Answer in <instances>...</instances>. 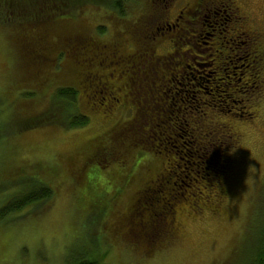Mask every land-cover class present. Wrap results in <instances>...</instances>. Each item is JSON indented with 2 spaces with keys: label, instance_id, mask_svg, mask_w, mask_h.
Masks as SVG:
<instances>
[{
  "label": "rangeland",
  "instance_id": "rangeland-1",
  "mask_svg": "<svg viewBox=\"0 0 264 264\" xmlns=\"http://www.w3.org/2000/svg\"><path fill=\"white\" fill-rule=\"evenodd\" d=\"M235 1L246 17V27L261 33L264 51V0ZM195 2L175 0L167 17L175 19L180 9L188 11ZM98 4V8L86 9L81 15L73 13L67 24L55 21L37 34L45 38L44 42H51V56L46 54L50 48L36 45L37 39H32L36 37L29 33L25 36L30 43L21 41L24 30L30 28L29 15L22 17L17 10L16 23L0 25V206L22 186L9 181L10 175L16 180L25 176V183L41 179L55 190L53 198L38 211L26 212L29 207L13 214V220L0 221V264H66L67 257L84 246L90 252L102 251L100 257L105 264H251L256 240L264 227V96L252 119L217 114L211 117L215 125L233 126L240 137L239 145L229 153L230 174L220 186L224 188L223 201L217 212L211 209L219 201L220 188H216L202 189L196 205L187 201L177 204L179 228L175 236L163 239L151 252L146 253L141 242L125 240L126 226L122 230L118 227L127 223L122 215L132 209L142 187L166 174L173 180L171 170H175L177 159L161 158L156 147L154 151L144 149L143 154L128 149L120 155L128 171L137 158L141 157L138 164L142 161L131 178L121 176L125 171L116 174L114 169L103 167L100 160L89 162L84 169L86 183L76 171L82 163L72 159L81 149L91 151L93 147L103 155H113L117 138L104 134L133 117L140 104L138 99L144 100L142 120L148 128L158 92L168 87L170 96L175 87L170 79L183 68L179 52L173 60L153 66L154 72L149 75L144 71L147 63L141 66L142 61L148 62L149 51L134 41L128 25L142 21L146 0H130L124 17H112L104 1ZM47 17L45 14L34 19L39 22ZM100 27L101 32L97 30ZM145 27L143 33L152 35L148 23ZM83 28L95 35L103 50L97 47L82 54L79 45L65 46V39L72 40L70 36ZM168 31L155 38V56L175 50L179 32ZM63 35L64 42L60 39ZM59 54L62 60H56ZM45 55L50 60L38 65V57ZM82 58L87 65L82 64ZM62 86L79 90L77 105L89 116V123L74 129L62 124L25 129L35 122L37 114L55 107L53 95ZM28 91L33 95L25 94ZM194 119H189L190 126H194ZM139 131L141 134L142 128ZM83 188L89 190L92 205V214L85 217L79 208ZM114 196L116 200L110 207L97 211ZM100 212L107 215L103 222L93 219Z\"/></svg>",
  "mask_w": 264,
  "mask_h": 264
},
{
  "label": "trees",
  "instance_id": "trees-1",
  "mask_svg": "<svg viewBox=\"0 0 264 264\" xmlns=\"http://www.w3.org/2000/svg\"><path fill=\"white\" fill-rule=\"evenodd\" d=\"M76 1L77 3L75 0H0V25L16 23L17 10L22 12V17L29 15L30 28L24 30L21 41L30 43L25 36L29 33L36 37L32 38L37 39L36 45L44 50L50 48L46 54L51 56L53 53V46L49 44L51 42H44L45 38L37 37V34L43 33L55 21L67 24L73 13L81 15L82 12L87 11L86 9L92 11L95 6L98 8L100 3V0L98 3L94 0L84 3ZM101 1L108 5V11H111L112 17H124L125 8L130 0ZM174 1L146 0V11L142 21L139 19L132 22L133 25L132 23L128 25L129 31L133 30L131 33L134 34V41H138L141 48H148L147 58L150 61L148 59L146 62V59L141 62V66L147 63L145 66L148 69L145 68L144 71L148 75L152 70L154 72L153 66L160 61L163 63L167 62V59L173 60L175 54L180 53L178 57L183 68L170 79L175 84L174 91L170 96L168 87L158 92V100L152 107L154 116L152 115L148 128H144L146 122L142 120L145 111L144 100L138 99L140 104H137L133 117L120 122L114 130L104 134L117 138L113 155H103L99 149L92 147L91 151L86 148L81 149L72 159L73 162L82 163L76 171L83 181H85L84 169L86 170L89 162L97 160H100L103 167L114 169L116 174L125 171L126 173L124 172L125 174L121 176L131 178L137 165L142 161L138 164L137 160L141 157L137 158L135 163L129 166L128 171L127 165L123 162L124 159L120 157L121 153L128 149L137 150L139 154H143L144 149L152 148L154 151L156 147L159 148L157 151L161 158L173 156L177 159L175 170H171L173 180L167 174H162L161 178L142 187L132 209L122 215L127 223L118 227L122 230L126 226L125 240L130 238L129 241L141 242L140 246L147 248L146 253L155 250L163 239L175 236L179 228L175 218L177 204L187 201L190 205H196L197 198H200V194H203L206 189L214 191L220 188L218 204L211 208L213 211H218L219 203L224 198V188L220 186L231 171L229 153L239 145L240 137L233 126L227 123L215 125L211 117L217 114L244 120L252 119L264 96L262 36L258 30L246 27V17L241 12L239 4L235 0H196L195 5L188 10L189 12L180 9L175 19H169L168 11ZM45 14L48 15L47 19L35 21ZM146 23L151 27L152 35L143 33ZM102 29L100 27L97 30L101 32ZM168 30L174 33L179 32L174 40L175 50L165 56H155L154 47L152 48L155 38L158 34L167 33ZM88 32L83 28L82 32L70 36L73 37L72 40L64 38L67 34L60 39L62 42L65 39L64 44L67 47L79 45L84 54L86 50L91 51L98 47L99 40L93 33L88 34ZM184 45L186 46L183 47ZM99 49L103 50L104 46H99ZM47 56L38 57V65L50 60ZM62 58L63 56L59 54L56 60H62ZM82 61V64L87 65L84 58ZM25 94L33 95L31 91ZM53 100L55 107L37 114L35 122L25 129L59 124L66 129H74L89 123V116L80 111L77 105L79 100L77 88L59 87L53 95ZM191 117L195 118L194 126H190ZM140 128H142L141 134ZM144 130L147 132L146 135ZM24 177L19 176L16 180L15 177L9 176V181H16L22 186L0 206V221L13 220L14 218H11L13 214H18L29 207L31 209L26 212L36 210L53 198L55 190L50 183L41 179L25 183L22 179ZM83 191L79 208L85 217L92 214L90 213L92 205L89 190L83 188ZM211 192L208 193L211 194ZM115 196L114 199L110 198L105 204H101L97 211L110 207L116 200ZM98 214L93 219L103 222L107 215L104 216L102 212ZM101 254L102 251L99 249L90 252L84 246L79 251H73L67 257L66 264H105L101 261ZM253 255L251 264H264V227L256 240V250Z\"/></svg>",
  "mask_w": 264,
  "mask_h": 264
}]
</instances>
